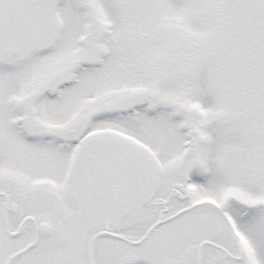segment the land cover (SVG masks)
<instances>
[{"label":"snow or ice","instance_id":"1","mask_svg":"<svg viewBox=\"0 0 264 264\" xmlns=\"http://www.w3.org/2000/svg\"><path fill=\"white\" fill-rule=\"evenodd\" d=\"M0 264H264V0H0Z\"/></svg>","mask_w":264,"mask_h":264}]
</instances>
